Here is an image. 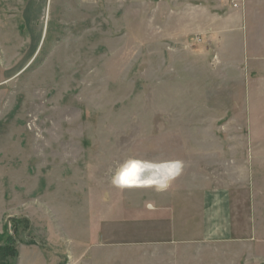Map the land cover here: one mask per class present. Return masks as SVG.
Segmentation results:
<instances>
[{
    "label": "rangeland",
    "instance_id": "obj_1",
    "mask_svg": "<svg viewBox=\"0 0 264 264\" xmlns=\"http://www.w3.org/2000/svg\"><path fill=\"white\" fill-rule=\"evenodd\" d=\"M195 2L0 0L1 243L88 264L80 250L99 239L197 227L205 191L222 188L237 232L201 248L215 264H264V42L244 61L194 29ZM130 159L180 177L114 183ZM30 251L22 264H47Z\"/></svg>",
    "mask_w": 264,
    "mask_h": 264
},
{
    "label": "crops",
    "instance_id": "obj_2",
    "mask_svg": "<svg viewBox=\"0 0 264 264\" xmlns=\"http://www.w3.org/2000/svg\"><path fill=\"white\" fill-rule=\"evenodd\" d=\"M199 3L205 7L204 11L190 12L192 20H195L196 27L198 26L194 29L197 31L199 29L205 30L210 40L216 36L215 40H212L214 43L224 46L235 44L239 45L240 48H245L246 51H241L238 57L244 61L249 59L250 62V59L255 57L252 54L256 55L252 52L253 43L264 42V0H199ZM201 18L204 20V26H199V19ZM256 21L260 22V26ZM195 35L199 34L196 33ZM174 175L172 174L167 180L165 176L166 183L164 185L169 184L170 181L175 184L180 176ZM216 191H205L206 193L202 198L203 210L198 216L199 225L197 223L196 229L192 226L185 227V222L182 220L177 222L174 217L173 222L175 224L182 222L184 226L179 225L173 228L174 231L171 229L174 233L167 237L151 239L150 237L145 238L143 235L138 239L109 240L108 242L99 239L92 245H86L84 250H80L81 255H85L88 264H120L123 259H128L129 264H202V260L204 261L203 264H215L214 254L206 252L205 248H201V243L231 242L230 240L237 232V228L233 224L229 193L222 188H218ZM159 205L164 206V208L159 207L155 212H159L157 213L158 218L162 220L161 213L169 212L174 204L167 202ZM146 212L154 214L151 208L150 210L147 208ZM192 222L195 223L197 220H192ZM181 227L186 231L180 230ZM19 243L20 241L16 244L18 255L15 264H22L21 248L27 247L31 249V255L46 259L47 264H58L57 259L54 260V258H58L57 252L52 251L50 257H47V253L37 244ZM0 244H2L1 240ZM127 246H130L128 251H131L125 255H120L121 249L123 250Z\"/></svg>",
    "mask_w": 264,
    "mask_h": 264
},
{
    "label": "bare ground",
    "instance_id": "obj_3",
    "mask_svg": "<svg viewBox=\"0 0 264 264\" xmlns=\"http://www.w3.org/2000/svg\"><path fill=\"white\" fill-rule=\"evenodd\" d=\"M133 165H135L138 170L139 169H144V171L142 173V176H141L142 179L154 180L159 185L166 183V181H165V175H164L162 169H160L159 166H157V165H150V164H147V163H145L143 161L141 162V161L136 160V159H130L129 161L125 162L119 168L118 173H120L121 171H124V170L130 171L132 169V166ZM145 166H147V167H145ZM117 183H119L120 185H122V181L121 182H117ZM124 186L131 187V186H143V185H140V184H128V185H124Z\"/></svg>",
    "mask_w": 264,
    "mask_h": 264
},
{
    "label": "clouds",
    "instance_id": "obj_4",
    "mask_svg": "<svg viewBox=\"0 0 264 264\" xmlns=\"http://www.w3.org/2000/svg\"><path fill=\"white\" fill-rule=\"evenodd\" d=\"M175 164L177 165V167H179V162H175ZM143 171L144 169L138 170L137 167L133 165L130 171L124 170L118 173L117 176L113 178V182L117 183L122 181L121 186L128 184H140V185H149V186L155 185L156 181L141 178Z\"/></svg>",
    "mask_w": 264,
    "mask_h": 264
},
{
    "label": "trees",
    "instance_id": "obj_5",
    "mask_svg": "<svg viewBox=\"0 0 264 264\" xmlns=\"http://www.w3.org/2000/svg\"><path fill=\"white\" fill-rule=\"evenodd\" d=\"M4 238L5 239L2 241V244H0V264H10L8 263L7 254L10 253L11 255H18V252L16 250L17 238L15 235L9 233Z\"/></svg>",
    "mask_w": 264,
    "mask_h": 264
}]
</instances>
